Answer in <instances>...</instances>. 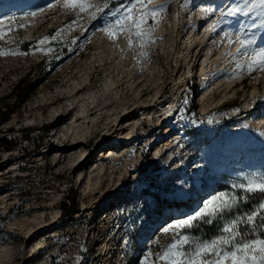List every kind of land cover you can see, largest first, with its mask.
Listing matches in <instances>:
<instances>
[{
    "label": "rangeland",
    "instance_id": "obj_1",
    "mask_svg": "<svg viewBox=\"0 0 264 264\" xmlns=\"http://www.w3.org/2000/svg\"><path fill=\"white\" fill-rule=\"evenodd\" d=\"M161 1L169 10L174 3L183 2ZM192 1L194 4L181 16V29L177 34V47H180L172 56L176 71L180 68V55L191 36L195 38L193 44L196 46L192 44L193 53L185 62L186 70L183 72L182 68L179 72L182 76L178 74V81H175L169 64L174 40L170 12L164 19L162 32L154 30V42L147 43L142 49L147 56L141 57L140 46L134 42L129 48L125 34L120 33L115 40H111L102 31L105 26L115 24L126 15V9L133 7L135 0L122 4L119 14L109 13L103 17V0H91L100 7L95 18L88 12L78 14L62 8V0H0V21H4L7 32L0 38V50L15 53L0 56V198L13 194L12 202L14 195L28 191L29 196H39L29 202L33 207L40 205L45 215L53 212L58 216L56 222H50L46 229L27 243L28 248H32L41 238L39 235L52 233L51 240L40 244L44 248L41 258H47L59 249V261L66 257L67 264H141L145 259L149 264H163L157 255L175 235L171 229L167 233L163 229L178 219L194 214L206 199L221 192L235 196L236 205L231 209L229 219L245 217L258 207L254 206L256 200L258 204L264 200V194L246 193L236 187L253 174L264 175V71L259 68L247 71L249 57L253 52L264 49V45L258 46L260 44L253 40L254 33L264 40V24L261 23L264 16L260 15L258 7L245 9L243 19L234 17H238L239 13L226 16L223 23L209 34L208 24L204 21L193 28L194 15L205 1ZM237 4L243 5V0H232L229 7H222L216 15ZM9 17L14 19L9 20ZM240 19V29H245L244 34L251 38L252 43L237 52L236 38L232 34ZM253 22L257 26L249 27ZM189 23L192 31L195 30L191 35ZM21 24L24 27H20ZM147 26H153L151 18ZM9 28L11 31H8ZM52 36L56 39L39 43L44 37ZM229 37L231 44L228 43ZM29 38L33 41L26 45L25 41ZM133 39L135 41V37ZM211 44L218 53L221 51V57L226 59L228 66L218 74L213 71V64H209V79L203 85L196 72ZM41 49L50 51L45 53ZM133 68L135 76L130 80L128 72ZM81 70L88 75L89 81L84 83L77 96L94 89L109 75L116 82L107 95V108L97 120L100 125L94 127L96 133L93 130L82 145L84 150L90 149L94 157L100 150L109 149L113 154L102 160L103 171L99 177L89 184H73V188L69 189L64 182L73 177L69 173L70 165L64 160L54 166L50 160L55 155L52 152L60 146L52 137L56 127H45L44 122L36 124L35 117L42 111L29 108L37 100H45L44 96L50 95L57 86L79 77ZM231 73L240 76L230 83L228 99L218 101L220 87L215 84L220 81L218 85H221L229 80ZM18 83H21L19 89L15 87ZM207 86L215 88L210 95L212 104L204 111L201 110L199 97ZM158 88L163 92L160 100L165 107L172 96L176 99L167 120L162 123L155 118L145 120L139 113L123 119L118 128L123 126L127 129L130 122H137L130 139L125 137L126 132L116 135L111 134L113 129L108 133L101 131L105 126L111 127L116 119L113 114L128 108L136 100L149 99ZM16 95L22 98V102L17 100ZM63 103L65 101L57 102L50 109L61 107ZM223 105L232 108L222 110ZM7 106L11 112L5 117L1 113L7 111ZM248 119L252 123L261 121L263 130L245 129L242 122ZM91 123L89 121L88 125ZM189 128H194L196 132L187 131ZM94 157L88 160L90 167L86 169L84 166L80 171L82 175L95 167ZM211 170L212 173H209ZM212 185L214 188L210 193L205 191ZM87 188H93L94 194L84 198ZM52 198L60 200L58 206L47 210L49 208L42 205ZM26 206L24 203L23 208ZM6 211L0 209V216L5 215L4 220L0 219V228L13 236L1 234L0 242L23 250L27 248L24 234L10 226L22 215L15 210ZM224 222L223 217L212 224L198 220L186 234L193 238L210 239L219 234L217 229ZM256 223L259 224V220ZM205 227L210 228L207 230ZM239 229L248 232L244 222ZM254 231L260 235L259 228ZM34 260L26 264H35Z\"/></svg>",
    "mask_w": 264,
    "mask_h": 264
},
{
    "label": "bare ground",
    "instance_id": "obj_2",
    "mask_svg": "<svg viewBox=\"0 0 264 264\" xmlns=\"http://www.w3.org/2000/svg\"><path fill=\"white\" fill-rule=\"evenodd\" d=\"M203 1H205V4L199 7V9L196 11L197 14L195 13L194 15L193 28H197L198 23L204 21L208 24L207 32L210 34L211 30H209V26L212 25L213 21L215 20L213 18H216L219 15V14L216 15V12H218L222 7L223 9L229 7L232 0L231 1L203 0ZM154 3L155 5H164L162 4L161 0H154ZM192 4H194V1L192 0H183V2L180 1L177 4L174 3L173 6L171 7L172 10H169L166 7V5H164V11L160 13V18L157 20L154 27L156 33H161L163 30L162 27L164 24V19L166 16L168 17V12H170L171 14L170 17L172 20L171 29L173 31L172 34L174 33L173 34L174 40L172 47L173 51L171 52L170 55L171 57L169 58V64H170L171 73L173 75L175 74V79H174L175 81H178L176 80V78H179L177 76L181 74V73L179 74L181 69L183 68V72L186 70L185 62L187 61L188 57L190 58L192 56L193 53V51L191 50L192 48H194L192 47V44L194 43L195 38H191L192 36L190 37V35L191 33H194L195 30L192 31V26H190L191 24L189 23L188 25L190 26L189 29L191 31V32L189 31L190 38L188 37L189 39L186 48L180 55L181 64H180V68L178 67L179 69L176 71L175 67L172 65V56L176 54L175 52L176 49L177 48L179 49L180 47V46L177 47L178 46L177 34L180 33V29H181V24H182L181 16L182 13H185L186 10L189 9V6ZM208 9H210L211 11H207V12L204 11ZM27 10L29 9H24V10L22 9L21 11H27ZM238 13H239L238 17L234 16V14L231 16L243 19L246 14L245 10L243 12H238ZM228 19L226 20L227 22ZM241 19L239 20V22L235 24L236 25V27H234L235 32L240 30L239 23ZM253 36H254L253 40L256 42V44H260L258 46L264 45V40H262V38L258 36L257 33H254ZM200 42H202V40H200ZM211 43H214V41H212ZM204 56L205 57L202 60L201 65L197 68V72H196L198 74L197 79L203 85L205 84L204 82L207 79H209L210 70H208L207 72V68L209 64L211 63L213 64V71H216L218 74L223 70H226L228 66V63L225 64L226 59H223V57H221L222 56L221 51L218 53L212 44L208 47ZM183 60H185L184 63H182ZM133 70L134 68L128 72L130 80L135 76ZM137 70L138 69H135V71ZM80 72L82 74L79 77L71 78L70 80L64 82V85L57 86L55 90L51 92L50 95L44 96L45 100L44 98L37 100L29 108L30 110L36 109L42 111L40 115H36L35 117L36 124L44 122L45 127H50V128L56 127V130L52 134V137L56 139L57 144H59L60 146H57L58 148L57 151L52 152V154L55 153V155L50 160L52 162L51 164H53L54 166H57L59 161L63 162L64 160L66 164L70 165L69 173H71L73 177H71V179L70 177L67 178L64 182L68 184L69 189L73 188V184L76 183L89 184L93 181V179L99 177L100 173L103 171L102 160L108 158L109 155L113 154V152L109 151V149L105 151L100 150L98 152L100 154L97 153V155L94 157V155L92 156L90 149L84 150L82 145L87 142V136H91L94 127L100 125V123L98 124L97 120L104 113L103 110L107 108L108 102H106V100L109 98L108 94L112 92V89L110 90V87L113 86V83L116 82L114 81V79H112V77H109L110 75L109 76L106 75L107 77L101 83H99L94 89L77 96L79 94L80 88L84 85V83H87V81H89L88 75H85L82 70ZM231 74L232 77H230L229 80L223 82V84L220 83L221 85H218L220 81H218L215 84V86H218V88L220 87L218 89L220 90L219 91L220 97L218 101H222L225 98L228 99L230 92L229 90L230 83H232V81L236 80L240 76L237 74L235 75V73H231ZM181 78L182 77H180V79ZM259 79H263V76L261 77L259 76ZM214 88L215 87L213 86V88L210 89L209 86H207L204 88V91L200 94L199 103L201 110L205 111L212 104L210 95L213 92ZM176 92H178V89H176ZM162 94L163 92L161 91L160 88H158L155 90V92L152 95H150L149 99L145 98L144 100L143 99L136 100V102H134L131 106H129L124 110H121L119 113L117 114L112 113L113 115H116L115 116L116 119L112 121L111 127L109 126L108 128L105 126L103 130L101 129V131L105 130L106 133H108L111 132L113 129V132L111 134L117 133L116 135H123V133L126 132L124 134L125 137H127V139L128 138L130 139V137L133 134L134 128L137 126V122H130L127 125L128 126L127 129H125L123 126H120L118 128V126L120 123L123 124L124 122L123 119L126 118L128 119L129 117L132 118L133 115L136 113H139L140 115L144 116L145 120L150 118L151 119L155 118L158 122L161 123L164 122L165 120L168 119V116L171 114L172 110L174 109L175 104L172 103H174L176 99L174 98V96H172L171 100L167 102L168 104L165 107L164 105H162V101L160 100ZM62 101H65V103H63L61 107L54 108V110L50 109L52 105ZM93 115L95 116L91 117ZM66 117H68V119L65 122H63V120ZM80 119H82V121H79ZM89 121H92L90 126L88 125ZM27 123L29 124V122ZM242 125L245 129H249V130L258 129V128L260 129L258 132L263 130V125L259 120L256 121L255 123H252V121L248 119L242 122ZM96 131L97 130H94L93 133L95 134ZM49 151L50 149L47 150V152ZM92 157L95 158V160L93 161V163H96L95 167L90 172L86 170L85 174L82 175L80 171L83 170L84 166L86 169L90 167V162L88 160H90ZM209 173H212V170ZM87 189L88 191L84 193V198H89L91 195L94 194V192L92 191L94 190L93 188H87ZM12 195L13 194H8L5 197L0 198V209H4L5 211L7 209H10V211L15 210L19 215H22L20 218L14 220V222H12L10 226L14 230L16 229L24 234L25 244L27 248L25 247V249L21 250L14 246L8 245L6 242H0V264H26L32 259H36L34 260L35 264H47L48 262L49 263L57 262V264H67L66 257L62 259L63 260L62 262L59 261V255L61 254V251L59 249L45 259L40 257V254L44 249L40 247V244L44 241L46 242L48 240H51L53 237L52 233H48V235L47 233L39 235L38 237L41 236V238L38 240V242L33 244L32 248H28V244H27L30 239L34 238L42 230L46 229L49 226L50 222H54V220L56 222L58 216L53 212H50L49 216L45 215L44 212L41 211L40 205L33 207L29 202L37 200L39 198V196L37 195L29 196L28 191H25V194L19 193L18 195H14L16 199L14 198V200L11 202L13 198ZM59 201L60 200H58V198H52L51 200L48 201V203L42 206L45 208H49L47 210H51L58 206ZM24 203L27 204L26 208H23ZM30 212H35V213H33V215L31 216H27V214H29ZM46 218H49L48 222H46ZM38 259L40 260L38 261Z\"/></svg>",
    "mask_w": 264,
    "mask_h": 264
},
{
    "label": "snow or ice",
    "instance_id": "obj_3",
    "mask_svg": "<svg viewBox=\"0 0 264 264\" xmlns=\"http://www.w3.org/2000/svg\"><path fill=\"white\" fill-rule=\"evenodd\" d=\"M60 6L78 14L88 12L92 18H95L96 12L100 11V7L93 4L91 0H62ZM253 7H258L260 15L264 16V0H250V2L249 0H243V5L237 4L228 9L227 12L221 10L217 19L209 26V30H214L222 24L226 16ZM92 9L96 11L93 12ZM163 11L164 5H155L154 0H135L133 7L126 9V15L116 21L115 24L105 26L102 31L111 40H115L120 33L125 34L127 46L131 48L135 42L141 49L139 56L145 57L147 52L142 49L147 43L154 42L152 32L157 20L160 18V13ZM32 15H35V13ZM149 18L153 21L151 27L147 26ZM8 19L13 20L14 18L9 17ZM261 23L264 24V20ZM256 26V23L253 22L249 27L255 28ZM20 27H24V25L21 24ZM8 31H11V28ZM244 33L245 29L241 28L232 34L236 38L237 52L246 49L252 43L251 38ZM5 35H7V32L4 28V21H0V38ZM48 39H56V37H44L39 43L44 44ZM228 43H232L230 37ZM41 50L45 53L50 51V49ZM8 54L15 53L0 50V56ZM245 55H247V52H245ZM254 68L264 71V49L253 52L249 57L247 71L251 72ZM236 187L246 193L259 192L264 194V175L253 174L246 178L245 183H240ZM235 205V196H229L221 192L206 199L194 214L178 219L173 224L165 227L163 229L165 233L171 229L175 235L172 241L162 250V253L157 255V259L163 264H264V200L245 217L229 219L231 209ZM221 217L224 218L225 222L218 227L219 234L210 239L193 238L186 234L198 220L212 224ZM257 220H259V224L256 223ZM242 222L248 226L247 233L243 229H239ZM255 228L261 230L260 235L255 234ZM141 264H149V261L147 259L142 260Z\"/></svg>",
    "mask_w": 264,
    "mask_h": 264
},
{
    "label": "trees",
    "instance_id": "obj_4",
    "mask_svg": "<svg viewBox=\"0 0 264 264\" xmlns=\"http://www.w3.org/2000/svg\"><path fill=\"white\" fill-rule=\"evenodd\" d=\"M128 0H103V3H104V5H103V7H102V10H101V15H102V17L104 16V15H106V14H109V13H112V14H115V15H117V14H119L120 13V11L122 10V4H124L125 2H127ZM27 45V44H26ZM26 45L24 46V50H26ZM21 85V83H18L15 87L16 88H20L19 86ZM16 97H17V100H19V102H22V98H20V96L18 97V95H16ZM221 108H222V110H228V109H230V108H232V107H230V106H228V105H223V106H221ZM0 109H1V107H0ZM7 111H4V112H2L1 113V115H3V116H7L11 111V108L9 107V106H7ZM4 117V118H5ZM0 124H1V121H0ZM195 131V129L193 128H189V129H187V131ZM196 132V131H195ZM218 187H222V188H224V186H220V185H218ZM253 196H256V195H253ZM253 201V200H252ZM254 202V201H253ZM255 205H258V201L256 200L255 202H254V206ZM203 226V225H202ZM205 226V225H204ZM205 228H207V230H209V228L210 227H205ZM1 234H8L9 236H13L11 233H8V232H6V231H4L3 229H1L0 228V235ZM16 240V239H15Z\"/></svg>",
    "mask_w": 264,
    "mask_h": 264
}]
</instances>
